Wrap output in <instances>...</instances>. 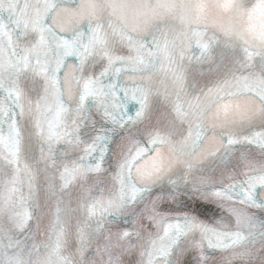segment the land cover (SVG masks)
I'll list each match as a JSON object with an SVG mask.
<instances>
[{
  "label": "snow or ice",
  "instance_id": "snow-or-ice-1",
  "mask_svg": "<svg viewBox=\"0 0 264 264\" xmlns=\"http://www.w3.org/2000/svg\"><path fill=\"white\" fill-rule=\"evenodd\" d=\"M0 264H264V0H0Z\"/></svg>",
  "mask_w": 264,
  "mask_h": 264
}]
</instances>
